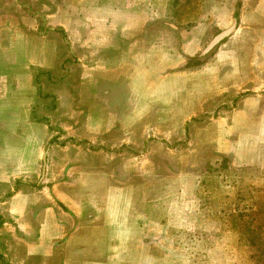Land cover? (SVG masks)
<instances>
[{
    "label": "rangeland",
    "instance_id": "374dc122",
    "mask_svg": "<svg viewBox=\"0 0 264 264\" xmlns=\"http://www.w3.org/2000/svg\"><path fill=\"white\" fill-rule=\"evenodd\" d=\"M60 147L125 152L130 259L264 264V0H0V160Z\"/></svg>",
    "mask_w": 264,
    "mask_h": 264
},
{
    "label": "crops",
    "instance_id": "0c3cea01",
    "mask_svg": "<svg viewBox=\"0 0 264 264\" xmlns=\"http://www.w3.org/2000/svg\"><path fill=\"white\" fill-rule=\"evenodd\" d=\"M80 150H87L86 159H80ZM100 153L49 148L40 176L34 151L31 156L27 152V164L0 160V253L7 264L143 263L138 257L130 259L129 251L133 226L143 233L149 230L148 220L135 210L129 226L131 185L111 172L123 164L125 152L114 153L112 159ZM74 183L72 194L67 186ZM155 199L146 196L143 202ZM147 247L140 242L134 250Z\"/></svg>",
    "mask_w": 264,
    "mask_h": 264
},
{
    "label": "trees",
    "instance_id": "16d2710c",
    "mask_svg": "<svg viewBox=\"0 0 264 264\" xmlns=\"http://www.w3.org/2000/svg\"><path fill=\"white\" fill-rule=\"evenodd\" d=\"M233 16L236 18L237 17V12L235 11L234 12V14H233ZM235 24V23H234ZM255 170V169H254ZM256 173V172H255ZM256 175V174H255ZM254 175V176H255ZM257 176V175H256ZM233 221H234V219H233ZM244 227H242L241 226V229H243ZM258 228H260V226L258 227ZM255 229H257V227L255 228ZM255 231H257V230H255ZM245 233H246V235H247V238H249L250 240H252L249 236H248V234H251V235H253L254 234V231H253V229L252 228H245V231H244ZM254 239V241H252V243H249V244H251V245H253L256 249L258 248V253L257 254H259V256H260V258L263 260V258H264V247L262 246V247H259L258 245H255V244H257V242H256V237L255 238H253ZM257 261V260H256Z\"/></svg>",
    "mask_w": 264,
    "mask_h": 264
},
{
    "label": "water",
    "instance_id": "95a60500",
    "mask_svg": "<svg viewBox=\"0 0 264 264\" xmlns=\"http://www.w3.org/2000/svg\"><path fill=\"white\" fill-rule=\"evenodd\" d=\"M234 28V23L232 24V26L228 29H225L221 32H219L217 35H215L211 41L206 45V47L203 49V53H205L206 51H208L210 49V47L215 44L217 41H219L222 37H224L225 35H227L230 31H232V29ZM42 162L44 163V153L42 155Z\"/></svg>",
    "mask_w": 264,
    "mask_h": 264
}]
</instances>
